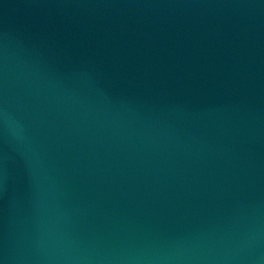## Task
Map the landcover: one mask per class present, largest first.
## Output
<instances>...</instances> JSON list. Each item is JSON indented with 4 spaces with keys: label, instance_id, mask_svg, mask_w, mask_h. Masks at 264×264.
Segmentation results:
<instances>
[{
    "label": "water",
    "instance_id": "1",
    "mask_svg": "<svg viewBox=\"0 0 264 264\" xmlns=\"http://www.w3.org/2000/svg\"><path fill=\"white\" fill-rule=\"evenodd\" d=\"M0 264H264V0H0Z\"/></svg>",
    "mask_w": 264,
    "mask_h": 264
}]
</instances>
